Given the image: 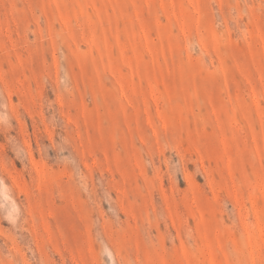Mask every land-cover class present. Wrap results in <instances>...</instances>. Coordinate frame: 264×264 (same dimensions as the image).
<instances>
[{
  "label": "rangeland",
  "instance_id": "rangeland-1",
  "mask_svg": "<svg viewBox=\"0 0 264 264\" xmlns=\"http://www.w3.org/2000/svg\"><path fill=\"white\" fill-rule=\"evenodd\" d=\"M0 264H264V0H0Z\"/></svg>",
  "mask_w": 264,
  "mask_h": 264
}]
</instances>
